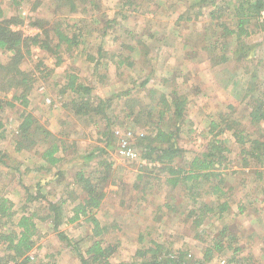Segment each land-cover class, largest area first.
Here are the masks:
<instances>
[{
  "label": "rangeland",
  "instance_id": "rangeland-1",
  "mask_svg": "<svg viewBox=\"0 0 264 264\" xmlns=\"http://www.w3.org/2000/svg\"><path fill=\"white\" fill-rule=\"evenodd\" d=\"M237 1L206 0L225 10L222 18L213 22L210 9H201L198 0L77 1L75 11L69 0H0L10 27L24 38L59 24L61 31L75 36L79 43L71 51L61 49L60 65L55 55L29 47L32 54L27 57L28 47L22 48L25 57L19 67L33 77L29 105L25 108L14 102L15 108L0 111L5 124L0 132V196L14 203V221L23 213L37 212L44 218L49 202L63 199L68 217L85 197L76 176L82 169L100 181L106 193L97 218L109 226L108 243L119 245L113 263L132 261L138 249L152 242L162 244L165 251L184 249L194 262L202 258L214 237L226 231L224 239L241 249L238 258L249 259L239 264H264V179L256 173L264 165L251 159L253 163L245 167V155L233 133H219L234 121L250 139L264 134V122L253 126L249 118L252 99L264 93V20L260 13L249 24V35L241 40L227 35L220 24L235 28ZM14 54L0 49V63L8 64ZM71 76L77 77V84L92 88L88 97L96 101L94 107L103 100V113L77 115L67 105L80 96L65 88ZM5 87L0 83V97L12 99L18 89L5 93ZM151 90L157 94L151 96ZM175 93L186 97L187 107L181 122L168 116L163 123L178 132L179 153L174 165L188 171L194 158L207 153L215 135L230 150L226 163L216 170L220 177L211 183L200 179L173 187L166 181L169 175L162 165L145 157L140 149L136 148L139 161L117 155L122 135L116 131H130L135 140L141 134H152L159 122L162 94L172 101ZM141 110H151L152 118L146 115L136 124L130 113ZM24 112L33 114L64 141L66 151L59 154L64 160L52 173L35 170L41 163L28 158L33 153L14 151ZM212 121L220 126L210 133ZM5 154L8 157L3 158ZM108 164H112L109 171ZM58 172L62 174L56 175ZM41 174L45 177L39 181ZM53 179L58 181L55 185ZM26 185L38 199L28 202ZM215 185L221 191H212ZM224 202L229 203V209L220 218ZM205 204L216 210L206 215L202 227L194 228L187 214ZM36 221L40 232L31 253L35 264L80 263L76 250L84 253L90 246L91 223L82 219L56 231L52 224ZM61 232L71 243L61 239ZM231 255V251L216 255L206 264H228Z\"/></svg>",
  "mask_w": 264,
  "mask_h": 264
},
{
  "label": "trees",
  "instance_id": "trees-1",
  "mask_svg": "<svg viewBox=\"0 0 264 264\" xmlns=\"http://www.w3.org/2000/svg\"><path fill=\"white\" fill-rule=\"evenodd\" d=\"M63 1V0H59ZM81 2H87L89 0H77ZM76 0H69L71 10L75 11L77 6ZM94 4L95 0H90ZM65 6L66 4H61ZM198 5L209 8V17L214 22L216 19H221L225 10L222 6L216 2L207 4L206 0H198ZM264 6V0H238L235 6L234 19L236 20V26L234 29L228 28L225 24H220L225 27L226 34L229 36L236 35L237 40H241L244 36L249 35V24L259 17ZM264 24V22L262 23ZM55 27V26H53ZM51 32H54V36H51ZM56 38V40H55ZM57 41V42H55ZM79 43L76 41V37H70L60 30V25L57 24L56 28H42L41 32L24 38L19 32L14 31L10 27V20L4 17L3 11L0 8V49L14 52L11 60L8 64L3 65L0 63V83L5 84V93H9L13 89H18L13 95L12 99L0 97V111L4 108H15L14 102H20L25 108L29 105L28 94L32 89V78L30 74L20 69L19 64L24 59L22 51L23 47H28L25 55L29 57L32 53L29 47H37L47 53L55 55L58 61V65L61 64V59L58 54L63 47L68 50H72L73 47ZM30 78V79H29ZM77 77L71 76L66 89L70 90L74 94H79L77 98H72L67 105L74 110L77 115H92V111L99 114L103 113L102 108L103 100H100L99 104L94 107L96 101L88 95L91 94L92 88L77 84ZM151 96L157 94L156 90L150 91ZM6 95V94H5ZM173 100L170 101L167 95L162 94L160 109L158 111L159 122L153 126L155 130L148 136H139L134 141V146L143 152L145 157L152 159L162 165L163 171L169 176L166 181L173 187H177L179 184H185L189 181H198L205 179L206 182L211 183L213 180H217L220 177V173L216 172L219 167H222L228 160L227 153L230 152L225 142L215 140L210 143L207 153L202 157L194 158L190 164V169L185 171L180 167L174 165L177 159L179 150L176 148L177 131H173L167 128L163 123L169 116H174L176 121L181 122L185 117V111L187 107L186 97L177 93L173 94ZM250 123L253 126H258L264 122V93L261 97H255L250 103ZM151 110L145 113L143 110L139 112H131L130 117L134 116L136 124L140 123L144 116L152 118ZM220 125L214 121L211 123L210 133L214 132ZM237 122L225 127L219 133H225L226 131L233 133L237 142L241 145V153L244 154L242 163L245 167L255 162L256 165H264V134L259 137L250 139V136L245 135V132L236 128ZM180 124L178 125V129ZM5 124L0 116V132L4 130ZM177 129V130H178ZM14 151L16 153L30 152L32 156L28 154L29 159H35L42 162L40 170H46L50 172L53 169L58 168L64 160L59 154L66 151L64 141L57 138L52 132H50L39 120L31 113L24 112L21 115V121L18 126V132L14 140ZM247 146V147H246ZM3 152L0 150V155ZM5 153V152H4ZM8 157L5 154L3 158ZM26 158V160L28 159ZM89 158V157H88ZM253 160V162L251 161ZM2 161V160H1ZM112 164L106 166V170L109 171ZM258 176L264 179V169L258 170ZM62 172L56 173L60 175ZM76 176L77 182L83 184L82 190H84L85 197L73 207V216L68 220L70 223H75L82 219L92 224V234L90 236V246L86 251L80 252L77 248V254L80 259L79 264H206L212 261L216 255H222L231 251L232 255L228 259V264H239L240 262L249 261V259L238 258L241 249L235 248L232 241H226L224 239L225 232H221L218 236L214 237L211 244H208L203 251L201 259L192 262L189 252L184 249H179L174 252L165 251V247L159 242H152L148 247L140 248L136 251L135 258L132 261H124L119 263H113L112 259L116 255L119 249L118 244L108 243L105 239V235L109 231V226L102 224L97 218L98 210L101 208L105 199L106 193L103 188L99 186V182L94 180L92 175L87 176L81 169ZM195 186H191V188ZM29 194L28 202L38 199L37 195L33 196L29 192L30 187H25ZM212 191L219 192V185L212 187ZM63 199V198H62ZM66 200L63 199L60 203L49 202L47 211L48 214L44 218H40L37 212L23 213L15 222L16 212L14 211V203L6 198L0 196V264H35L32 260L31 253L34 251L40 232L36 219H40L42 222H51L53 229L58 231L62 224L63 211L62 207ZM216 203V202H215ZM217 207H219V200L217 199ZM222 212L227 208L229 209V203L224 202L220 206ZM227 209V210H228ZM215 208L210 205L200 206L199 209H192L187 214V219H193L192 224L194 228H200L207 219L208 213L215 212ZM10 226L9 230H4V227ZM62 240L71 243V240L67 238L64 233H59ZM140 240H143L141 236ZM42 264H55V263H42Z\"/></svg>",
  "mask_w": 264,
  "mask_h": 264
},
{
  "label": "built area",
  "instance_id": "built-area-1",
  "mask_svg": "<svg viewBox=\"0 0 264 264\" xmlns=\"http://www.w3.org/2000/svg\"><path fill=\"white\" fill-rule=\"evenodd\" d=\"M261 17L264 20V9L261 12ZM117 135H122L120 137V143L118 146L117 155H119L121 158L126 160H132V161H139L141 160V155L139 154L138 150L134 146V143L131 142L133 139L135 140V137H132V132H127V134H121L120 131H116ZM140 136H143L141 134Z\"/></svg>",
  "mask_w": 264,
  "mask_h": 264
},
{
  "label": "crops",
  "instance_id": "crops-1",
  "mask_svg": "<svg viewBox=\"0 0 264 264\" xmlns=\"http://www.w3.org/2000/svg\"><path fill=\"white\" fill-rule=\"evenodd\" d=\"M39 163H41L39 166H37V169H35L37 172H43L44 170H40V168H41V166H42V162H39ZM32 170H30L29 172H31ZM46 171V170H45ZM48 173H52V170L50 171V172H48ZM29 177H31V174H30V176ZM43 177H45V175H39V178H37V180L39 179V181L41 180L42 181V179H40V178H43ZM44 179V178H43ZM58 181H56L55 179H53L52 181H51V184L52 185H55L56 183H57ZM38 183H40V182H38ZM27 187H30V186H28V185H26ZM53 203H56V201H53ZM72 210H73V208L71 209V211H69V216L68 217H66L65 218V216H66V213H67V209L66 208H62V211H63V218H62V224L60 225V227L62 226V225H70V224H74V223H70L68 220H70V218L73 216V213H72ZM68 215V214H67ZM37 222V221H36ZM78 222V221H77ZM50 225H51V222H48ZM76 223V222H75ZM37 225H38V227H39V224L37 223ZM36 248V247H35Z\"/></svg>",
  "mask_w": 264,
  "mask_h": 264
}]
</instances>
